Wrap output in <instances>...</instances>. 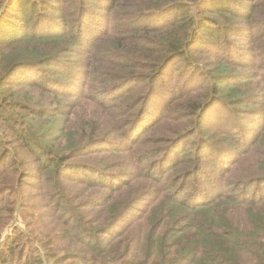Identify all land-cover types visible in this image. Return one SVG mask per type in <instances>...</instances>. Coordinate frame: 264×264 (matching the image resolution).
Segmentation results:
<instances>
[{"label":"trees","instance_id":"16d2710c","mask_svg":"<svg viewBox=\"0 0 264 264\" xmlns=\"http://www.w3.org/2000/svg\"><path fill=\"white\" fill-rule=\"evenodd\" d=\"M89 1L77 13L92 5L103 22L78 30L71 14L53 26L48 13L34 18L61 12L65 0H0V264H264V191L247 188L264 183V0ZM227 36L249 40L231 47L241 61L210 49L218 38L226 49ZM208 53L218 62L207 75L197 63ZM172 62L180 76L195 70L211 81L196 86L210 90L202 103L190 102L200 96L193 84L177 90L164 77ZM153 94L161 103L150 109ZM215 103L251 119L208 144L214 168L176 149L159 155L160 167L144 165L159 151L141 146L170 113L186 119L180 139L203 130L194 117ZM100 107L115 124L110 145L133 127L140 172L92 156L110 132L100 133ZM123 175L131 180H115Z\"/></svg>","mask_w":264,"mask_h":264},{"label":"rangeland","instance_id":"374dc122","mask_svg":"<svg viewBox=\"0 0 264 264\" xmlns=\"http://www.w3.org/2000/svg\"><path fill=\"white\" fill-rule=\"evenodd\" d=\"M61 1L63 2L64 0H54V2H57V3L61 2ZM79 1L80 0H65L67 7H65L61 12H57V14L52 13L53 11L51 8H43L44 9L43 11L39 9V11H36V12L34 10L32 13L34 15V18L37 19V21H40V19L47 17L46 14L48 13L47 15H50L49 18H51V20L48 21V23L51 24L52 26L56 22L57 18H61L60 16H63L66 14L67 15L71 14V19L74 20L73 21L74 27L78 30H81L82 25L85 22H87L88 20H90L91 23L93 21L95 23V22H97V20L100 22V24L103 22V19L101 18L100 13H99L100 10L96 11L95 8H92V5H89V7H88V9L91 10L90 12H88L89 10H87L86 12H82V14L79 15L78 14L79 13V7L81 6V3ZM86 1L90 2L89 0H86ZM42 7H45V5L43 4ZM66 8H67V10H65ZM39 12L45 13V16H43V14L36 16L37 13H39ZM76 13H77V16H76ZM78 19H80V22H77ZM92 26H91L90 30L92 29ZM90 35H93V33H91ZM205 37H206V39H212V37H210L209 35H205ZM224 38L232 41L230 44L226 45V49H225V44L222 42V40L220 38H218L219 42L217 43V40H216L215 46L212 45L210 47V49L216 48V50H217V47L220 46L222 49L220 50L219 54L225 55L226 57H228L230 59H234L236 61H241V57L239 55H237L238 51L235 52L234 49H232L231 47L233 46V43L235 45H239L240 43H249V40L238 38L236 36H227ZM213 41H215V40H213ZM226 44H227V42H226ZM227 49H229V50L227 51ZM224 51H226V53H224ZM212 55H214V54L208 53L206 55H201V59H200L201 62H199V63L196 62L198 68L201 71H206L207 75L209 74L210 70L213 71L215 64L218 62V59H216ZM244 61L254 62L255 58L252 56H249V57H246L244 59ZM220 62H222V61L220 60ZM180 65H181V62H172L167 67L168 71H166L164 73L165 74L164 77L166 78V77L170 76L172 79H174V81L171 84H173V85L176 84L175 89H177V90L182 89L183 82L188 83V84H193V86H191V88L194 87L193 89L196 92L198 90H200V92H198L200 96H196V94H194V96L192 98H190L191 99L190 102L191 103H196V102L202 103L204 101V98H205L203 96V93H206V95H208L210 90L209 91L208 90H202L199 87L204 86V85H207V87H209L208 83H211V81L206 80L204 76L203 77L197 76L195 73V70H190L188 72L182 73L181 74L182 76H180L181 71H177V69L180 67ZM234 67H235L236 71L238 69H242V67L240 65H236ZM246 68H247V66H246ZM252 69L256 70V72L260 71V69H257L255 66ZM256 77H257V74H254L253 78H256ZM181 78H182V83H178ZM258 83H259V79L256 78V80H254L253 85H252L257 90L259 89ZM197 85H201V86L196 88ZM147 88H148V85L146 82L143 85V87L137 93H135V98H138L140 95H143L145 93V91H147ZM135 98L132 97V99H135ZM207 102H209V104H210L214 101L208 100ZM149 103H151L150 109H152L153 107L154 108L160 107L159 105L161 103V99L158 100L156 95L153 94ZM128 108L129 107L126 105V107H124L123 109H115V110H113V112H119V111L121 112L122 110H123V112H126ZM233 109L235 112H230L229 108L227 109L223 103L213 104V106L208 110L206 115L204 114V111H202L200 116L194 117L195 119H199L200 121L205 122L206 125L202 126L203 130L201 132L195 131L194 133L190 134L189 136H186V137L180 138V139L178 138V137H180V134L187 130V129H185L186 119L180 118L179 120H176L178 112L170 113L169 119L163 125H161L158 129L155 128L156 129L155 131L151 132L148 136H146L148 140H147V142H145V145H143L141 147L142 148L144 147V149H147V150L149 149L148 152L151 151V149H154V151H159V152H154V154L151 155V158L147 162H145L144 165H151L154 167V169L158 168V167H160V165L163 162V160L161 162H159V160H158L160 158L159 155H161L162 153H164L165 151H167L169 149L170 150L176 149L178 151H184V153H185L184 158L187 162L190 161V158H192V161H190L191 163L198 161V160L206 162L208 159L207 168L208 169L214 168L212 166L211 162L209 161V157L207 156L206 151H205L206 149L207 150L211 149L208 146V144L210 145V143H213V144L218 143L215 145L216 146L222 145V144H219V143H222V141H223V140H221V137L225 136V134H226L225 132L228 131L229 127L231 130L233 128L234 129L238 128L239 126H241V124L243 122L249 121L251 119V118L241 116L242 110H241L240 106H234ZM78 110L80 112L84 111V109H81V108H78ZM219 120H220V123H225V124L220 126V127L214 126V128H209V127L215 125ZM110 122H111V120L109 118L107 119V115L103 114L102 107H100V133H102V129L104 127L109 128L110 132L107 134V136H104L103 139L106 140V142L104 141L105 143H103L102 146H98V147L93 148L94 153L92 154V156H98L99 158L100 157L110 158L112 163H114V165H115V163H117L119 165L118 167H122V168H118V169H123V170H118V171H121L123 174H125L124 172H128V171H132L134 173L140 172L141 167H139V165L141 163V160H139L138 163H136L135 158L142 151V149L138 148L137 144L132 145L134 141L130 140V132L129 131H131L130 129H133V127L130 126V128H127L124 131V137H119V143H114V144L110 145L109 143L111 141H113L115 138V134L111 130V128H113V126L115 124L110 123ZM256 127H258V124ZM4 131L8 132V129L0 126V132H4ZM124 143H126V144H124ZM125 145H127L128 147L132 146V149L130 151H125L122 154V157H120V158H116V159L113 158V156L111 154L115 153L114 149L119 147V146H125ZM215 145H213V146H215ZM197 146L199 148L198 152H196L194 150L195 148H197ZM213 146H212V149L215 148ZM194 151L196 153V156L194 154ZM91 157L88 159H90V161L94 162L91 159ZM82 158L84 159V157H82ZM128 163H130V164H128ZM246 165H248V164L246 163ZM241 166H240V170H242ZM243 169L249 170V168H243ZM124 170H127V171H124ZM72 173L76 175V173L74 171H70V175L73 176ZM230 173L231 172H229L228 177L229 176L233 177L232 173L231 174ZM247 173H248V171H245V174H247ZM85 174H87V172H85ZM213 175L217 176L218 173L214 172ZM117 177L118 178L115 179L116 181L119 180L121 182H125L127 180L128 181L131 180V178L124 176V175L123 176H117ZM142 182H146V181L142 180ZM247 188H248V190H250V192L252 191V189L260 190V188H261V191H264V183L261 184L260 187L257 186L256 188H254L252 186L251 188H249L247 186ZM106 191H108V189ZM32 193L34 194V197H36V199L42 198L41 196H39L40 195L39 191H34ZM142 204H143V201L140 202L139 204H137L134 209H139L142 206ZM128 222H129L128 218L124 219L123 222L120 224L119 228L124 227L125 225H127ZM17 224L22 225V222L19 221V222H17Z\"/></svg>","mask_w":264,"mask_h":264}]
</instances>
